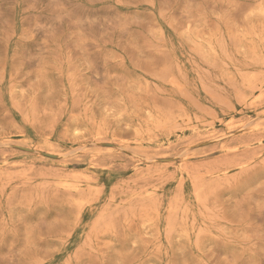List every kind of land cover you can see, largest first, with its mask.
Segmentation results:
<instances>
[{
  "label": "rangeland",
  "instance_id": "374dc122",
  "mask_svg": "<svg viewBox=\"0 0 264 264\" xmlns=\"http://www.w3.org/2000/svg\"><path fill=\"white\" fill-rule=\"evenodd\" d=\"M0 264H264V0H0Z\"/></svg>",
  "mask_w": 264,
  "mask_h": 264
}]
</instances>
